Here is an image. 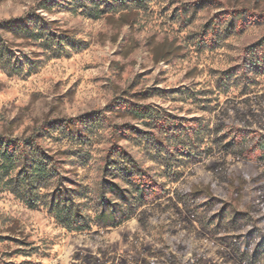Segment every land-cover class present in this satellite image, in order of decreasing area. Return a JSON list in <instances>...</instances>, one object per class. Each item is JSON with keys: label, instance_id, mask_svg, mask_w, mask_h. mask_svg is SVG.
I'll use <instances>...</instances> for the list:
<instances>
[{"label": "rangeland", "instance_id": "374dc122", "mask_svg": "<svg viewBox=\"0 0 264 264\" xmlns=\"http://www.w3.org/2000/svg\"><path fill=\"white\" fill-rule=\"evenodd\" d=\"M41 1L0 0V21ZM52 1L51 12L36 13L78 46L52 59L12 40L36 69L20 77L0 69V135H68L60 126L71 122L87 136V182L95 183L112 138L161 175L138 133L163 140L168 120L194 121L207 134L180 178H159L160 198L115 228L70 232L0 193V264H264V66L247 69V48L264 37V0H129L95 17ZM146 107L157 129L130 111Z\"/></svg>", "mask_w": 264, "mask_h": 264}, {"label": "trees", "instance_id": "16d2710c", "mask_svg": "<svg viewBox=\"0 0 264 264\" xmlns=\"http://www.w3.org/2000/svg\"><path fill=\"white\" fill-rule=\"evenodd\" d=\"M143 1L133 0L136 4ZM70 2L74 9H87L88 16L95 17L116 11L115 6L126 7L129 0ZM53 6L54 1L43 0L38 10L49 13ZM38 10L0 21V69L9 77L27 76L36 69L33 61L17 57L13 39L41 49L52 59L66 54V48L78 46L65 31L53 28L55 22L36 13ZM257 50L261 53L256 57ZM247 52L249 58H254L249 61V72L263 69L264 37L249 46ZM130 111L138 120H153L148 107ZM193 122L179 127L165 121L161 124V129H166L161 132L164 139L160 141L158 137L146 138L140 133L139 138H134L137 146L143 144L144 155L152 158L158 154L163 167L161 175L145 168L116 138L110 139L109 147L100 156L95 183L87 182L86 165L90 157L83 151L87 136L71 122L60 126L69 128L68 135L54 136L43 129L27 137L0 135V193L11 195L30 210L45 211L70 232L83 233L94 226L118 227L131 220L140 208L160 198L165 186L159 178L176 181L181 175L179 168L198 159L207 126H196ZM155 123L153 129H157ZM62 142L66 143L61 148ZM258 148L264 153V143Z\"/></svg>", "mask_w": 264, "mask_h": 264}]
</instances>
